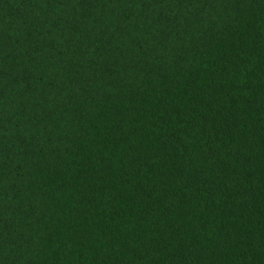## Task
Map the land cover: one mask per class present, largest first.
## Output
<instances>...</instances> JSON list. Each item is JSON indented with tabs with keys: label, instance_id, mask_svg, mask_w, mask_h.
I'll list each match as a JSON object with an SVG mask.
<instances>
[{
	"label": "trees",
	"instance_id": "trees-1",
	"mask_svg": "<svg viewBox=\"0 0 264 264\" xmlns=\"http://www.w3.org/2000/svg\"><path fill=\"white\" fill-rule=\"evenodd\" d=\"M0 264H264V0H0Z\"/></svg>",
	"mask_w": 264,
	"mask_h": 264
}]
</instances>
